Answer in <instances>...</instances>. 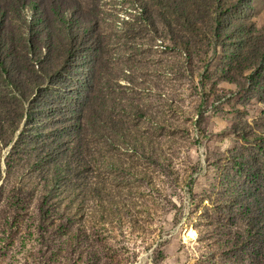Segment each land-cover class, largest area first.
I'll list each match as a JSON object with an SVG mask.
<instances>
[{
    "label": "rangeland",
    "instance_id": "1",
    "mask_svg": "<svg viewBox=\"0 0 264 264\" xmlns=\"http://www.w3.org/2000/svg\"><path fill=\"white\" fill-rule=\"evenodd\" d=\"M144 7V0H25L7 10V30L17 40L22 35L31 44L41 36L31 44L38 47L30 55L34 61L44 58L49 42L64 50L70 34L98 26L108 62L101 83L108 112L90 127L92 149L80 156L81 167L57 196L72 211L79 239L70 244L66 233L58 247L42 245L34 205L27 221L0 231V264H220L222 252L210 244L216 176L236 142L233 124L263 118L264 90L248 95L236 83L222 82V99L205 104L198 84L202 63L188 62L158 21L146 22ZM250 13L262 27L264 0H253ZM62 59L60 52L14 84L0 79L11 105L0 112V185L5 181L6 188L46 183L42 159L19 149L10 179L5 159L22 131L38 136L51 129L40 118L30 127L15 120Z\"/></svg>",
    "mask_w": 264,
    "mask_h": 264
},
{
    "label": "trees",
    "instance_id": "2",
    "mask_svg": "<svg viewBox=\"0 0 264 264\" xmlns=\"http://www.w3.org/2000/svg\"><path fill=\"white\" fill-rule=\"evenodd\" d=\"M144 1L143 19L164 26L173 46L186 55L188 62L202 63L198 84L205 104L222 99V82L236 83L248 95L264 90V24L258 27L252 18L253 0ZM20 2L24 4L25 0H0V79L14 84L26 74H35L39 64L46 67L54 62L60 52L63 59L61 67L48 77L47 86L37 87L28 107L15 120L19 126L25 119L24 126L30 127L40 118L47 120L51 129L38 136H33L32 130H26L28 134L22 131L5 159L8 174L19 149L30 158L42 159L39 172L46 183H12L6 188L3 181L0 231L12 232L27 221L35 205L40 241L55 248L66 242L61 236L66 233H71L70 244L79 239L72 211L57 196L81 167L80 156L92 149L86 142L90 127L108 112L101 96L108 63L105 37L95 25L70 34L64 50L49 42L44 58L31 60L30 55L38 49L31 44L38 43L41 36L36 35L30 44L22 40V35L17 40L7 30V10ZM26 95L18 97L24 100ZM8 106L0 92V112ZM3 128L0 123L1 132ZM231 130L236 142L226 151L216 176L210 244L214 250H221L220 264H264V116L256 124L235 122ZM151 161L159 164L154 157ZM71 164H76L73 170ZM46 166L48 170H44ZM238 222L243 227L234 229Z\"/></svg>",
    "mask_w": 264,
    "mask_h": 264
}]
</instances>
